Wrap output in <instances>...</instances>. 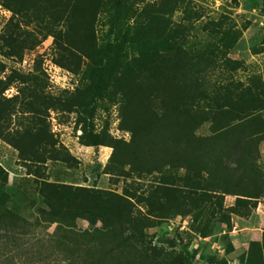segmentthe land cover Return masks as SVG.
Segmentation results:
<instances>
[{
    "label": "rangeland",
    "instance_id": "374dc122",
    "mask_svg": "<svg viewBox=\"0 0 264 264\" xmlns=\"http://www.w3.org/2000/svg\"><path fill=\"white\" fill-rule=\"evenodd\" d=\"M195 108L214 113L199 137L240 111L264 128V0H0V202L21 217L45 208L40 188L85 189L64 204L127 209L124 236L183 264H264V188L201 197L191 171L158 168ZM245 150L264 185V133Z\"/></svg>",
    "mask_w": 264,
    "mask_h": 264
},
{
    "label": "trees",
    "instance_id": "16d2710c",
    "mask_svg": "<svg viewBox=\"0 0 264 264\" xmlns=\"http://www.w3.org/2000/svg\"><path fill=\"white\" fill-rule=\"evenodd\" d=\"M195 99L212 101L209 95H199L192 100ZM241 112L225 125L213 129L209 137L203 138L195 135V131L214 113L199 108L184 110L185 125L177 141L162 146L163 154L156 160L160 165L158 168L174 166L191 171L193 186L188 188H227L221 192L230 191L232 195L248 198L259 196V188H264V185L261 186L255 151L247 152L245 145L254 142L264 133V128L256 118L243 116ZM233 132L238 133V138L224 148L201 146L203 142L229 137ZM89 143L99 144L95 137ZM149 157L151 164L157 167L155 158ZM155 167L150 170L154 171ZM199 191L201 197H205V192ZM84 192L85 189L40 188L38 194L44 199L45 208H39L32 220L21 217L0 202V264H166L165 256L170 257L169 264H183L178 254H166L162 249L151 246L144 235H134L129 231L124 236L131 224V213L127 209L117 211L110 208L106 217L99 215L94 219L85 216L84 208L76 202L71 200V204H64L69 200L67 198H77ZM77 218L87 220L90 225L99 221L100 227L92 231L77 230L74 223ZM39 225L46 229L54 225V229L45 236H35L32 230Z\"/></svg>",
    "mask_w": 264,
    "mask_h": 264
}]
</instances>
